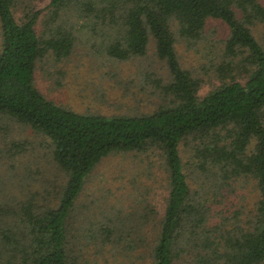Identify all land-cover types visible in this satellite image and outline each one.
<instances>
[{
  "label": "trees",
  "instance_id": "16d2710c",
  "mask_svg": "<svg viewBox=\"0 0 264 264\" xmlns=\"http://www.w3.org/2000/svg\"><path fill=\"white\" fill-rule=\"evenodd\" d=\"M40 14L30 0H0V113L49 138L65 184L54 202L38 203L34 193L0 200V264H74L75 202L96 163L110 153L148 150L158 155L166 183L159 221L150 206L144 213L159 222L151 264H264V3L47 0ZM210 20L224 22L227 33L212 60L219 83L200 93V79L182 67L175 44L205 40ZM150 37L169 73L151 112L80 113L36 84V70L68 58L80 39L116 62L144 56ZM23 148L10 141L4 151L11 154L3 155ZM8 184L1 176L0 192L10 193Z\"/></svg>",
  "mask_w": 264,
  "mask_h": 264
},
{
  "label": "rangeland",
  "instance_id": "374dc122",
  "mask_svg": "<svg viewBox=\"0 0 264 264\" xmlns=\"http://www.w3.org/2000/svg\"><path fill=\"white\" fill-rule=\"evenodd\" d=\"M30 3L41 16L47 0H30ZM21 8H16L18 18L24 14ZM226 33L224 22L210 20L205 29L206 39L200 43L189 44L177 39L175 48L179 61L200 79V93L219 83L212 60L219 57V41ZM56 66L50 64L47 71L36 70L37 86L48 98L80 113L151 112L163 97L159 84L169 81L166 63L157 57L152 37L144 56L116 62L80 39L71 55ZM15 140L23 141L25 148L8 159L6 156L11 152L6 154L4 146ZM1 155L0 177L9 182L5 190L11 194L0 192V200L14 195L26 199L28 194L34 193L38 203L55 201L65 184V175L51 158L49 138L0 113ZM185 156L186 162H191L190 154ZM8 171H14L17 177ZM191 172L194 173L193 169ZM189 179L192 184L196 183L192 174ZM16 182H20L21 187L12 189L10 185ZM237 190L241 192L239 186ZM248 191L250 187L245 192ZM244 195L248 197L244 202L250 208L251 194ZM165 197L164 170L156 152H117L101 158L75 202L69 242L74 264H151V249L156 244L158 221L163 214L160 204L165 202ZM147 206L154 211L153 216L159 217L158 221L153 216L144 217ZM99 226L113 228L115 233L110 231L106 237ZM115 228L126 231L121 233ZM183 261L177 260L175 264H185Z\"/></svg>",
  "mask_w": 264,
  "mask_h": 264
}]
</instances>
